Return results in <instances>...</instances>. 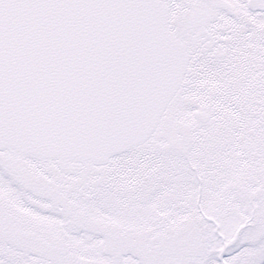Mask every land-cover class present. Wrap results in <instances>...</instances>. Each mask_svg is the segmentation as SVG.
I'll use <instances>...</instances> for the list:
<instances>
[{"label":"snow or ice","instance_id":"6c2138e0","mask_svg":"<svg viewBox=\"0 0 264 264\" xmlns=\"http://www.w3.org/2000/svg\"><path fill=\"white\" fill-rule=\"evenodd\" d=\"M0 264H264V0H0Z\"/></svg>","mask_w":264,"mask_h":264}]
</instances>
